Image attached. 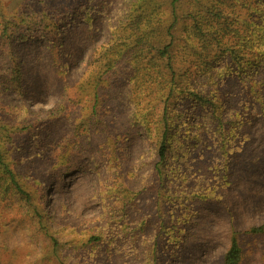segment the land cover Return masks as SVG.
<instances>
[{
  "label": "rangeland",
  "instance_id": "1",
  "mask_svg": "<svg viewBox=\"0 0 264 264\" xmlns=\"http://www.w3.org/2000/svg\"><path fill=\"white\" fill-rule=\"evenodd\" d=\"M133 2L0 0V125L26 142L18 160L0 142L18 182L0 168V264H224L234 236L240 264H264V229L251 231L264 226V106L236 117L264 88V63L193 80L209 98L223 91L225 130L211 115L188 123L195 102L171 100L183 132L162 180L125 71H88ZM14 17L31 22L16 42L3 33Z\"/></svg>",
  "mask_w": 264,
  "mask_h": 264
},
{
  "label": "trees",
  "instance_id": "2",
  "mask_svg": "<svg viewBox=\"0 0 264 264\" xmlns=\"http://www.w3.org/2000/svg\"><path fill=\"white\" fill-rule=\"evenodd\" d=\"M127 7L111 39L100 52L97 50L98 55L95 53L88 71L104 74L118 66L125 71L131 94L138 100H135L137 106L142 105V114L134 113L133 120L144 125L156 144L154 174L163 180L173 156L172 148L176 149L179 145L173 144L183 132L181 128L177 129L176 109L171 100L184 96L195 102V110H198L191 112L188 123L192 119L203 125V118L211 115L217 130L227 128L222 105L218 102L223 91L216 86L211 91L212 98H209V91L198 92L193 88V80L201 81L208 74L212 77L214 67L224 66L222 76L227 82L229 74L248 73L254 66L263 65L264 0H167L164 4L158 0H134ZM28 25L31 22L26 18L18 20L14 17L7 21L3 33L16 42L17 32L26 30ZM52 37L47 40L53 45L57 44L58 41ZM92 79L85 80L83 86H90ZM213 80L218 81L215 77ZM98 81L95 80L94 86ZM252 98L255 100L252 101ZM256 101L264 106V88L256 90L249 97L236 117L241 121H251L256 110L253 103ZM98 104L99 98L96 96L92 106L94 113ZM260 113L264 115V108ZM154 114L158 115L157 119ZM151 119H154L153 125ZM85 123L86 119L81 118L75 125L76 130L83 129L84 125L88 128ZM183 123L186 125L187 120ZM26 124L33 125L34 122L30 120ZM4 128V125H0V142H12L16 149L12 155H16L17 159L26 151L25 139L17 137L11 140L8 134H4ZM8 149V146L0 145V168L18 185L16 174L5 159ZM263 229L264 226L251 231ZM241 259L242 248L234 236L224 264H240Z\"/></svg>",
  "mask_w": 264,
  "mask_h": 264
}]
</instances>
